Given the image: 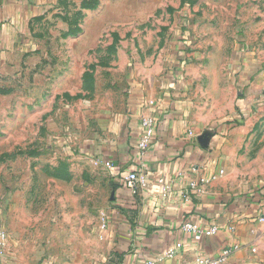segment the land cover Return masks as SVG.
<instances>
[{
  "label": "crops",
  "instance_id": "0c3cea01",
  "mask_svg": "<svg viewBox=\"0 0 264 264\" xmlns=\"http://www.w3.org/2000/svg\"><path fill=\"white\" fill-rule=\"evenodd\" d=\"M67 2L0 0V72L9 68L11 58L23 57L29 28ZM103 3L114 22L137 27L134 42L156 44L136 50L137 64L119 68L129 74L119 100L106 106L85 105L71 131L62 135L47 127L40 134L39 154L23 150L26 158L53 156L54 163L33 164L41 165L45 177L72 186L75 200H80V189L86 192L98 222L81 242L68 243L64 252L59 246L53 253L47 250L23 258L12 231L8 236L3 227L0 211V231L8 236V245L0 246V264H143L147 260L198 264L199 259L216 258L228 248L232 253L224 264H264V181H247L235 174L243 132L225 120L214 125L192 100L198 80L192 76L208 73V65L213 68L230 48L238 62L232 69L246 71L247 80L253 77V90L264 85V19L255 17L251 5L249 33L233 35L230 41L225 33V0ZM185 22L201 35H179L176 25ZM121 54L128 57L127 51ZM238 97L239 113L247 114L257 101L251 104L242 93ZM145 119L154 121L155 133L148 151L142 153L139 142ZM221 171L224 175L219 176ZM134 172L143 179L136 194L123 184V178ZM188 223L202 233L213 227L218 232L197 240L184 230ZM34 230L30 234L39 233ZM171 250L174 256L169 257Z\"/></svg>",
  "mask_w": 264,
  "mask_h": 264
},
{
  "label": "rangeland",
  "instance_id": "374dc122",
  "mask_svg": "<svg viewBox=\"0 0 264 264\" xmlns=\"http://www.w3.org/2000/svg\"><path fill=\"white\" fill-rule=\"evenodd\" d=\"M225 1V33L230 41L233 35L240 38L249 33L251 5H255V17L264 19V0ZM114 21L103 0H81L77 4L68 0L63 8L29 28L23 57L11 58L9 68L0 72V211L3 227L8 236L12 231L23 258L38 257L47 250L53 253L59 246L64 252L68 243L81 242L98 222L94 203L88 202L86 192L80 189V200H75L72 186L41 173L40 164L54 163L53 156L26 158L23 150L39 154L40 134L47 127L65 135L79 123L85 105L106 106L125 89L129 74L119 68L137 64L136 50L156 43L134 42L132 35L137 27ZM176 31L179 35H201L186 22L176 25ZM125 51L126 58L121 56ZM233 53L236 51L230 48L213 68L208 65V73L192 76L198 79L192 90L193 105L214 125L221 120L237 125L235 129L243 132V139L235 155V174L260 182L264 181V85L253 90V77L247 80L246 71L232 69L238 63L231 57ZM239 63L243 65L242 59ZM221 65L220 72L213 71ZM239 93L251 104L257 99L247 114L238 112ZM15 152L16 159L12 156ZM38 161L39 165L33 164ZM25 229L29 234L24 237ZM30 229L39 233L30 234Z\"/></svg>",
  "mask_w": 264,
  "mask_h": 264
},
{
  "label": "built area",
  "instance_id": "2783aa9c",
  "mask_svg": "<svg viewBox=\"0 0 264 264\" xmlns=\"http://www.w3.org/2000/svg\"><path fill=\"white\" fill-rule=\"evenodd\" d=\"M152 104V103H150ZM143 128H144V133L142 135V137L140 138V142H139V149L142 153H146L151 145V141L154 137V133H155V124L154 121L152 119H145L142 123ZM109 168L112 165H108ZM224 175V171H221L219 176ZM215 178V177H212ZM141 182H143L142 177L140 178V176L137 173H129L128 175H126L123 178V184L125 185V187L132 191L134 194L137 193ZM196 188V185H193ZM1 209V208H0ZM184 230L186 232L189 233H193L195 234V237L197 240H200L202 238L203 235L205 236H213L218 232V229L216 227L211 228L210 230H208L205 233H202L199 231V229L191 224L188 223L184 226ZM7 245V238H6V233L4 231H0V246L2 248H5ZM232 253V249H224L221 253L220 256L216 257V258H201L198 261V264H224L226 262V260L229 258V256ZM169 257L174 256V251L171 250L168 253ZM143 264H156V261L154 260H147L146 262H144Z\"/></svg>",
  "mask_w": 264,
  "mask_h": 264
}]
</instances>
